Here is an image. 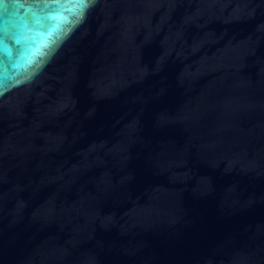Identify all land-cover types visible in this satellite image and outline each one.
Masks as SVG:
<instances>
[{
	"label": "water",
	"instance_id": "1",
	"mask_svg": "<svg viewBox=\"0 0 264 264\" xmlns=\"http://www.w3.org/2000/svg\"><path fill=\"white\" fill-rule=\"evenodd\" d=\"M0 264H264V0H0Z\"/></svg>",
	"mask_w": 264,
	"mask_h": 264
}]
</instances>
